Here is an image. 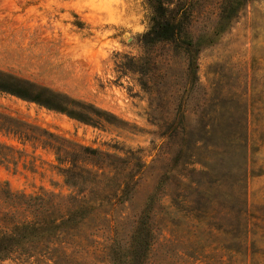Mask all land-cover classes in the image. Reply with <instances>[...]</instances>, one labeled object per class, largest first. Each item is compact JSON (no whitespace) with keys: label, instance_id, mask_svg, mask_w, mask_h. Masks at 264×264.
Returning a JSON list of instances; mask_svg holds the SVG:
<instances>
[{"label":"rangeland","instance_id":"1","mask_svg":"<svg viewBox=\"0 0 264 264\" xmlns=\"http://www.w3.org/2000/svg\"><path fill=\"white\" fill-rule=\"evenodd\" d=\"M219 6L240 10L200 48L189 74L185 54L172 45L144 47L151 17L144 0H0V70L94 104L122 123L85 124L1 92L0 112L103 152L128 158L133 150L143 163L134 193L97 214L95 227L69 245L75 264H111L104 247L113 238L128 244L152 196L156 238L144 264H214L211 253L224 254L228 242L231 186L254 242L245 261L264 264V0H209L192 24L194 36L214 26ZM146 47L151 55L136 65L140 73L131 68ZM245 120L247 154L231 142L234 125ZM0 144V184L10 192L71 193L50 149L1 132ZM243 169L244 187L236 183ZM194 215L212 216V225Z\"/></svg>","mask_w":264,"mask_h":264},{"label":"trees","instance_id":"2","mask_svg":"<svg viewBox=\"0 0 264 264\" xmlns=\"http://www.w3.org/2000/svg\"><path fill=\"white\" fill-rule=\"evenodd\" d=\"M144 1L151 8L149 27L141 36L144 47L157 42L172 45L175 50L185 54L189 74L195 73L200 48L211 44L240 10L238 6H219L214 26L194 36L192 24L204 12L209 0ZM228 1L219 0V3ZM149 49L146 47L144 55L134 59L131 69L142 73L136 65L141 67L144 59L149 60ZM0 92L36 103L85 124L122 123L115 115L94 104L2 70ZM234 127L237 130L231 142L247 154L250 149L249 121L237 122ZM0 132L17 141H31L50 149L65 184L72 189L65 197L52 192L28 196L10 192L0 184V264L10 258L23 262L43 258L51 261V264H75L67 252L69 245L80 243L79 237L82 238L86 231L95 227L97 214H106L108 206L114 210L118 202L134 193L137 176L143 167L140 157H132L136 153L133 150L126 151V154H130L128 158L103 152L2 112ZM4 146L13 150L12 146ZM131 158L135 160L134 163H131ZM203 165L208 167L207 164ZM135 166L137 170L133 173ZM201 172L205 174L208 171ZM247 175V170L243 169L236 183L241 180L244 187ZM231 187L234 191L230 193V214L227 228L223 231L228 242L222 247L224 254L218 255L217 250L211 253L210 259L214 260V264H247L245 258L255 251L249 225L242 219V200L236 194V186ZM154 197L150 198L138 217L128 244L122 246L113 238V243L104 247L111 264H144L156 238L155 224L150 214L156 199ZM211 218L194 215L198 222L209 221L208 225H212Z\"/></svg>","mask_w":264,"mask_h":264}]
</instances>
